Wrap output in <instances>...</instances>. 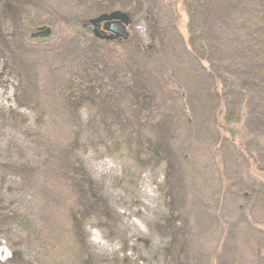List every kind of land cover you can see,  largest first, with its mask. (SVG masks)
<instances>
[{"label":"rangeland","instance_id":"374dc122","mask_svg":"<svg viewBox=\"0 0 264 264\" xmlns=\"http://www.w3.org/2000/svg\"><path fill=\"white\" fill-rule=\"evenodd\" d=\"M186 1L0 0V264H264V125L228 119ZM113 11L124 44L82 28ZM69 162L97 203L52 180Z\"/></svg>","mask_w":264,"mask_h":264},{"label":"trees","instance_id":"16d2710c","mask_svg":"<svg viewBox=\"0 0 264 264\" xmlns=\"http://www.w3.org/2000/svg\"><path fill=\"white\" fill-rule=\"evenodd\" d=\"M14 1L15 6L24 8L22 14L29 20L31 11L35 8L31 2L33 0ZM178 2L179 0H171L172 9ZM186 6L189 18L187 44L191 55L199 63L207 64L214 79L222 81L224 89L234 96L232 103L228 102V119L231 120L235 115V107H241L242 111L245 104V109L250 113L248 123L255 128L264 125V0H187ZM37 9L40 7H36ZM23 16L19 18L22 19ZM74 21L76 24L83 23L79 18H74ZM42 23L40 20L29 26L27 24L26 28L33 30L45 25ZM41 41L47 42L45 39ZM89 82L92 88L88 93L97 95L100 100L108 98L98 95L99 88L96 85L93 88L92 80ZM60 170L57 177L52 174V180L69 182L78 194L90 196L94 200L93 204L97 203L99 196L85 189V183L89 181H86L88 177L82 167H75L69 162ZM87 185L91 187L92 183ZM2 218L8 220V216ZM1 227L0 225V230Z\"/></svg>","mask_w":264,"mask_h":264},{"label":"water","instance_id":"95a60500","mask_svg":"<svg viewBox=\"0 0 264 264\" xmlns=\"http://www.w3.org/2000/svg\"><path fill=\"white\" fill-rule=\"evenodd\" d=\"M132 20L130 16L122 11L101 14L82 24L84 30L92 32L93 36L100 41L126 42L130 38L128 31ZM52 35L49 27L37 29L31 37L32 39H48Z\"/></svg>","mask_w":264,"mask_h":264},{"label":"built area","instance_id":"2783aa9c","mask_svg":"<svg viewBox=\"0 0 264 264\" xmlns=\"http://www.w3.org/2000/svg\"><path fill=\"white\" fill-rule=\"evenodd\" d=\"M11 258L10 252L3 249L0 251V262L5 263Z\"/></svg>","mask_w":264,"mask_h":264}]
</instances>
